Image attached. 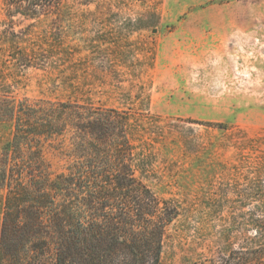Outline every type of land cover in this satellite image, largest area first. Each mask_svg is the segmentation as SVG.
<instances>
[{"label": "rangeland", "instance_id": "obj_1", "mask_svg": "<svg viewBox=\"0 0 264 264\" xmlns=\"http://www.w3.org/2000/svg\"><path fill=\"white\" fill-rule=\"evenodd\" d=\"M5 1L24 2L0 0V37L53 55L8 67L0 42V77L16 99L129 116L148 185L180 207L161 264L264 255V0H48L11 17ZM11 137L0 126V153ZM46 158L62 170L57 152Z\"/></svg>", "mask_w": 264, "mask_h": 264}, {"label": "trees", "instance_id": "obj_2", "mask_svg": "<svg viewBox=\"0 0 264 264\" xmlns=\"http://www.w3.org/2000/svg\"><path fill=\"white\" fill-rule=\"evenodd\" d=\"M47 2L5 6L11 17L23 3L36 12ZM0 42L8 67L36 68L53 56L19 37ZM0 81V126L12 128L0 153V264H161L180 207L148 185L151 162L133 143L129 116L90 102L18 100ZM49 148L65 161L58 173ZM246 256L234 253L224 264H264V255Z\"/></svg>", "mask_w": 264, "mask_h": 264}]
</instances>
